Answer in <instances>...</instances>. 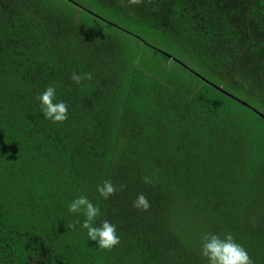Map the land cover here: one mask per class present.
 <instances>
[{"label": "trees", "instance_id": "obj_1", "mask_svg": "<svg viewBox=\"0 0 264 264\" xmlns=\"http://www.w3.org/2000/svg\"><path fill=\"white\" fill-rule=\"evenodd\" d=\"M233 105L264 124V0H0V264H208L205 233L264 264V133ZM79 196L117 226L111 251L68 226Z\"/></svg>", "mask_w": 264, "mask_h": 264}, {"label": "clouds", "instance_id": "obj_2", "mask_svg": "<svg viewBox=\"0 0 264 264\" xmlns=\"http://www.w3.org/2000/svg\"><path fill=\"white\" fill-rule=\"evenodd\" d=\"M144 0H128V5H140ZM76 84H80L84 80H91L92 73H73L70 77ZM41 104V110L46 119L53 123H63L68 119V105L66 102L56 101V88L49 85L42 93L36 97ZM145 184L152 185L153 180L145 176L142 178ZM115 186L111 180H104L98 185L97 191L104 199L114 196L117 191H122ZM133 207L148 211L151 207L150 201L144 193H139L133 201ZM68 211L76 214L77 219L68 226L72 229L76 225H80L87 230L88 238L95 242L96 245L103 250L111 251L120 244L121 238L117 234V226L107 219H100L101 209L94 205L87 196H79L71 201L68 205ZM84 216L81 222L79 215ZM200 255L208 261V264H254L253 259L247 250L229 233L223 238L217 234L205 233L202 236Z\"/></svg>", "mask_w": 264, "mask_h": 264}, {"label": "rangeland", "instance_id": "obj_3", "mask_svg": "<svg viewBox=\"0 0 264 264\" xmlns=\"http://www.w3.org/2000/svg\"><path fill=\"white\" fill-rule=\"evenodd\" d=\"M80 2V0H79ZM89 8L93 11L95 10L94 7L92 6H89ZM103 15V13H102ZM108 19H110L111 21H117V17L115 16H107ZM125 26L126 28L129 27V25L127 23H125ZM142 29H138V32H140V35L147 38L151 43H156L159 47L163 48L161 46V44L159 43L158 40H156L155 38V35H148V34H145L144 32L142 33L141 32ZM164 49V48H163ZM170 51H172L173 53H177V54H180L182 55V57L184 56L183 55V52L181 51V49L178 47V46H175V45H172L168 48ZM184 58V57H183ZM152 59H153V51L152 50H149L147 49L145 51V61H148L149 64H153L152 62ZM181 72V71H179ZM233 108L232 109L233 111L235 110V113L237 115L240 116V119H241V122L243 124V126L249 130V136H258V133L261 132V133H264V124H261L259 121L253 119L251 117V113L247 110V109H243V108H240V107H236L235 105H233ZM226 111V109H224ZM259 112V111H258ZM261 115H264V113L262 112H259ZM258 113V114H259ZM259 114V115H260ZM260 115V116H261Z\"/></svg>", "mask_w": 264, "mask_h": 264}]
</instances>
